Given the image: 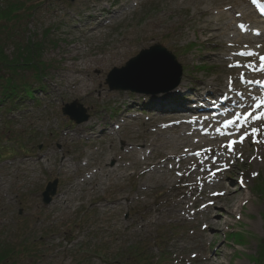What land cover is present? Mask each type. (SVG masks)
I'll return each mask as SVG.
<instances>
[{
	"label": "rangeland",
	"instance_id": "rangeland-1",
	"mask_svg": "<svg viewBox=\"0 0 264 264\" xmlns=\"http://www.w3.org/2000/svg\"><path fill=\"white\" fill-rule=\"evenodd\" d=\"M235 2L258 20L254 0ZM206 5L211 0H0V12L18 15L17 19L0 15V40L4 42L12 33L23 44L34 41L42 47L40 83L45 87L35 93L36 101L25 100L11 113H0V138L8 150L0 152V257L12 252L9 247L15 249L8 264H156L163 258L162 264H207L210 256L220 264H263L264 122L255 134L254 128L249 129V138L237 150L225 141L213 150L210 145L203 148L222 160H237L224 174L229 182L239 184L236 172L254 171L249 180L242 177L251 199L240 214L229 216L224 208H217L223 223L219 231H209L207 216L200 212V203L208 202L216 183L196 191L203 196L182 198V184H175L178 175L167 180L160 175L149 177L151 172L139 175L141 153L162 138L153 130L167 120L168 111L181 107L187 97L195 98L185 86L216 85L215 79L223 84L233 77L243 85L246 79L241 80L237 64L261 68V60L255 63L239 55L254 52L243 47L232 52L239 60L224 63L228 37L208 41L199 25L217 17L212 11L204 12ZM93 13L98 20L90 17ZM92 28L98 30L95 37L88 36ZM140 43L144 45L137 46ZM156 44L171 51L183 66L180 83L153 96L110 91L109 73ZM127 49L130 52L118 62H110L114 53ZM6 53H14L10 42ZM88 59L96 64L106 59L107 64L73 74L72 67ZM71 77L89 80L91 93L77 90ZM263 80V75L258 76L250 85L261 95L263 90L255 81ZM74 101L90 115L81 125L62 113ZM233 117L236 120L238 115ZM254 149L258 163L244 161V154L251 151L250 157ZM201 176L198 172L196 178ZM56 179V197L44 205L43 192ZM181 201L185 204L178 205ZM236 233L244 236L232 237ZM139 249L142 259L136 255Z\"/></svg>",
	"mask_w": 264,
	"mask_h": 264
},
{
	"label": "bare ground",
	"instance_id": "bare-ground-1",
	"mask_svg": "<svg viewBox=\"0 0 264 264\" xmlns=\"http://www.w3.org/2000/svg\"><path fill=\"white\" fill-rule=\"evenodd\" d=\"M202 4L196 10L199 11ZM206 6L208 10L204 12L212 11V14L217 17L215 19L210 17L207 21H201L199 25L202 32L208 35V41H218L222 36L228 37L230 43L227 53L229 55L226 56V62L224 63L230 65L233 60H239L237 54L232 53L235 52L237 47L252 48L255 55L250 56L249 60L258 63L264 53V23L262 22L263 25H261V23L255 21L251 13L247 12V7L241 8V5L239 6L235 0H221L218 3L217 0H211V5ZM90 17L98 20L99 16L93 13L90 14ZM97 34V28H92L88 32V36L91 37H95ZM142 45L144 44L140 43L137 46ZM218 45L221 46V43H218ZM119 52L112 55L110 62H118L122 55H126V52L128 54L130 51L127 49V51ZM78 54V51L74 53L75 56ZM106 64V59L101 60L99 64H96L94 59H88V61L80 62L78 67H72L71 71L74 72L73 74H83L87 73L92 65L104 67ZM256 68L255 64L251 67H238L237 72L246 79L245 81H253L256 77L264 75V70ZM71 78L73 85H78L77 90L85 95L91 93L92 90L88 85L89 80ZM215 81L216 85L208 83L204 86L200 83L196 86H185L186 92H191L195 95V98L191 100V97H187L188 100L181 107H174V109L168 111L167 113L171 114L166 117L167 120L153 130L162 138H157L158 140L150 143L146 150L144 149L145 151L141 153L142 169L139 173L140 176H147L146 173L151 172L149 177L160 175L162 179L166 178V180L172 178L173 175H178L175 184H182V198L186 196L194 198L201 186L216 183L215 192L208 194V202L200 203V212L207 216L205 227L209 231H219L222 228L223 223L220 214L216 213L217 208H224L229 216L240 214L243 206L251 199L249 192L246 191H249L250 188L242 177L244 176L246 180H249L254 175V171L245 169L240 173H235L240 176V179H237L240 185L236 183V180L229 182L224 174L230 173L229 171L237 165V160L234 163L231 158L222 160L215 157L214 154L211 155L209 153L210 149L217 148L219 142L224 145L225 141L228 145L232 141H236L232 148L237 150L249 138L251 134L248 133L249 129L258 128L257 131H259L264 122V120H259L256 124L254 120L250 122L243 121L246 117L247 119H254L255 114L258 112L264 113V106L259 109L255 107L260 100H264V95H261L259 90L256 91L255 88L251 87V83L240 85L236 77L229 78L223 84L218 83L217 79ZM217 94L221 96L218 97ZM254 99L255 103L252 102ZM200 101L203 103H200ZM157 106L159 108L160 104ZM223 109L226 110L225 113L220 112ZM210 110H214V112H211L209 117H205L204 112ZM237 110L238 113H235ZM184 111L194 114V117H181ZM249 112H252L251 117H248ZM235 114L238 115L236 120L233 117ZM229 120L237 122L225 127ZM240 123L243 127L239 126ZM252 123L256 125L251 126ZM118 127L120 128V126H117L115 129ZM239 134H241L240 137H238ZM209 145L213 147L204 152L203 148H207ZM220 149L224 150V147ZM228 151L233 152L230 149ZM250 152L244 154L243 160H249L252 164L258 163L255 149L249 157ZM137 154L138 151H134L136 158L138 157ZM113 171L110 170V173ZM198 172L202 175L200 178L198 177L199 179L196 178ZM197 195H202V193ZM184 204L185 202L182 201L178 203V205ZM211 208L213 211L210 210ZM205 237L209 238V235L206 234ZM207 261V264H220L211 256L207 257Z\"/></svg>",
	"mask_w": 264,
	"mask_h": 264
},
{
	"label": "trees",
	"instance_id": "trees-1",
	"mask_svg": "<svg viewBox=\"0 0 264 264\" xmlns=\"http://www.w3.org/2000/svg\"><path fill=\"white\" fill-rule=\"evenodd\" d=\"M0 15L7 19L18 18V15L10 11L0 12ZM13 38L14 36L11 33L4 42L0 40V113L4 114L11 113L14 109L20 108V106L22 107L23 105L20 104L25 99L34 98L35 90L44 87L40 83L44 77V69L41 67L43 62L42 47L34 41H27L26 44H23ZM9 42L14 46V53L10 56L6 53V44ZM0 146H2L0 147V152H8V150H5V145L1 138ZM261 248L264 255V241ZM140 251L139 249L136 255L139 259H142ZM2 261H4L3 255L0 257V263ZM261 262L264 264V256Z\"/></svg>",
	"mask_w": 264,
	"mask_h": 264
},
{
	"label": "water",
	"instance_id": "water-1",
	"mask_svg": "<svg viewBox=\"0 0 264 264\" xmlns=\"http://www.w3.org/2000/svg\"><path fill=\"white\" fill-rule=\"evenodd\" d=\"M68 1L74 2L75 0ZM144 64L148 65L144 66ZM137 67H144L141 69L140 75L138 76L133 73ZM181 68L182 67L177 63L176 58L171 53L162 46L156 45L150 50L142 51L140 55L129 61L126 67L114 69L109 75L107 83L110 85L111 90L139 93H151L152 91L149 90L151 87L170 85L164 86L159 90L166 91L179 83L182 74ZM119 77L121 78L119 79ZM64 114L69 115L77 124L87 122L89 119L87 111L77 102L67 105L64 108ZM57 185L58 181L48 185L43 195L46 205H49L52 201V197L56 195Z\"/></svg>",
	"mask_w": 264,
	"mask_h": 264
},
{
	"label": "snow or ice",
	"instance_id": "snow-or-ice-1",
	"mask_svg": "<svg viewBox=\"0 0 264 264\" xmlns=\"http://www.w3.org/2000/svg\"><path fill=\"white\" fill-rule=\"evenodd\" d=\"M241 27H242V26H241ZM239 55H241V56H252V55H255V53H245V52H241V53H239ZM260 60H261V62H262V63H261V70H264V56H261V57H260ZM236 67H240V65L237 64ZM249 67H251V66H249ZM241 80H244V77H243V76H241ZM244 82H245L246 84H249V83H252L253 81L247 80V81H244ZM230 83H231V82H230ZM255 83H256L257 85H260L262 88H264V83H262L261 81H255ZM262 106H264V100H261L259 103H257V104L255 105V107H256L257 109L261 108ZM251 116H252V112H249V113H248V117H251ZM246 119H247V117H246ZM255 119H256L257 121H259V120H264V113H261L259 116H256ZM236 122H237V121L229 120V121H227L225 127H227L228 125H231V124H235ZM256 131H257V130L254 128V129H253V134H255ZM241 142H242V141H241ZM235 143H236V141H232V143L229 144L228 147H229V148H232L233 145H235ZM198 154H199V153H198Z\"/></svg>",
	"mask_w": 264,
	"mask_h": 264
}]
</instances>
